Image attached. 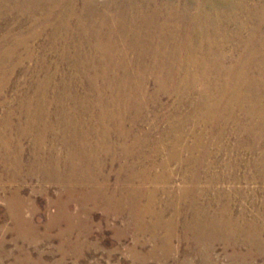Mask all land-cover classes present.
<instances>
[{
  "label": "rangeland",
  "instance_id": "374dc122",
  "mask_svg": "<svg viewBox=\"0 0 264 264\" xmlns=\"http://www.w3.org/2000/svg\"><path fill=\"white\" fill-rule=\"evenodd\" d=\"M77 10L80 15L81 2ZM1 11L0 145L15 138L12 156H16L20 142L24 167L21 176L14 178L8 172L13 166L0 162V264H264V168L260 172L257 168L264 145L251 150L255 142L261 144L260 131H253L255 138L246 132L253 124L240 106L232 104L230 114L225 110L231 95L223 100L219 95H211L216 80L200 77L202 69L195 70L199 78L191 85L185 82L186 70L177 67L174 77L179 89L176 91L163 71L160 78L151 73L152 63L150 72L147 70L144 76L134 50H128V57L119 56L118 50L96 52L87 47L79 51L93 55L91 66L88 60L84 67L89 66V77L101 75L96 82L98 87L104 88L112 79L124 78L127 73L131 79L127 80L126 90L131 103L123 100L116 104L125 112L126 136L119 139L120 121L105 124L115 130L111 133L114 145L110 154H105L106 150L98 153L103 162L95 170L99 177L97 186L102 187L106 182L107 189L115 191L125 174L133 173L130 169H134L135 173L143 174L133 180L134 188L141 190L138 198L141 208L148 206L152 214L145 213L136 219L131 210L108 207L109 203L100 199L97 203L88 186H85L89 190L88 196L85 195L88 198L78 193L77 198L68 201L67 211L60 214L53 201L63 190L61 185L45 181L40 173H29L34 161L36 132L17 139V132L24 131L27 121L21 106L25 100L37 96L34 87L42 84L48 75L52 84L47 88L46 101L48 111L54 115L58 104L55 95L60 90L56 89L57 84L71 80V90H77L80 97L91 96H88L89 87L65 58L66 53L71 57L77 52L65 50L73 42H64L61 36L53 35L54 18L42 23L38 21L44 18L42 10L33 16L24 11ZM74 19L73 30L77 23V18ZM108 51L111 59L104 62ZM230 62L224 61L221 66L234 68ZM122 63L127 73L121 69ZM205 83L211 93L205 92ZM118 92L119 83H115L105 102H111ZM69 94L63 96L70 99ZM90 98L86 103H93L96 96ZM68 104L72 109H80L76 100L70 99ZM215 114L220 117L215 118ZM56 116L52 120L57 122ZM90 141L95 143V136ZM61 143L50 137L42 150L64 155L67 149ZM2 149L0 146V159L4 154ZM127 150L134 157L128 156ZM194 158L198 162H192ZM90 174L86 179L91 178ZM185 188L196 189L210 214L218 212V205L231 206L226 213L240 215L235 217L238 220H235V233H246L244 236L257 233L259 238L196 240L191 233L186 234L183 222H188L189 217L177 208ZM14 192L18 194L12 204Z\"/></svg>",
  "mask_w": 264,
  "mask_h": 264
},
{
  "label": "bare ground",
  "instance_id": "6f19581e",
  "mask_svg": "<svg viewBox=\"0 0 264 264\" xmlns=\"http://www.w3.org/2000/svg\"><path fill=\"white\" fill-rule=\"evenodd\" d=\"M79 2L83 4L80 15L77 10ZM9 9L17 13L24 11L32 16L36 11L42 10L46 18L38 19L42 23L54 18L53 35L61 36L60 39L67 43L71 40L73 44L67 45L65 50L77 51L73 52L71 57L66 53L65 58L69 60L72 67L77 68L83 82L85 81L87 88L89 87L88 96H96L93 103H86L87 100H91V96H78L77 90H71L73 83L71 80H64L57 84L56 89L60 90L55 95L58 101L55 115L59 119L56 122L52 120L55 115L48 111L50 107L46 101L49 97L47 88L52 84V78L48 75L42 84L37 83L34 87L37 95L34 97L37 99L25 100L21 106V112L26 115L27 121L24 131L17 132V139L20 140L19 138L25 133L36 132L34 161L32 160L33 164L29 173L31 175L40 173L45 181L61 185L63 190L58 194V199L53 201L60 208V214L67 211L68 201L77 198L78 193L83 194L87 199L89 190L93 192L95 202L100 203V200H103L109 203L108 207L116 206L119 210H131V214L136 219H141L145 213L152 214L148 206L145 209L141 208L138 199L141 190L133 186V180L140 174L135 173L134 169H130L133 173H121H126V177L124 176V181H121L117 189L112 190L113 192L107 189L106 182L102 187L97 186L99 177L95 170L103 162L102 160L100 162L98 153L106 150L105 154L108 152L110 154L111 147L114 145L111 144V133L115 130L108 128L105 124H115L116 121H120L119 139L126 136L125 112L119 110L116 104H121L123 100L130 102L129 96H126L129 83L127 80L130 74L127 73L128 70L122 63L124 65L121 64L120 67L127 73L126 77L118 78V80L112 79L104 88L98 87L96 82L101 75L89 77V66L84 67V63L88 60L91 66L93 55L86 56L79 51L87 47L96 52L118 50V55L121 57L127 56L128 50H134L144 76L147 70L149 72L151 70V73L160 78L163 71L172 81L171 84L176 91L179 89L174 77L177 67L186 70L185 82L191 85L199 78L195 70L202 69L200 77H210V80L213 78L216 80L212 93L205 83V92L215 94V97L219 95L221 100L231 95L232 99L226 104L225 110L230 114L232 104L240 106L253 124L252 126L247 125L249 127L246 128V132L255 138L253 131H260L261 144L259 141L255 142L259 145H250L251 150H258L260 145H264V93L262 89L264 87V0L260 2L257 0H0V11ZM74 18H77V23L73 30L72 20ZM10 54L6 59L11 56ZM106 55L104 62L111 59L109 51ZM228 60L234 64V68L227 69L221 66L225 64L224 61ZM150 64L153 66L152 69ZM105 75L110 76L108 72ZM115 83H119L120 92L117 93L116 98L107 103L105 97L111 92ZM160 83L163 85L162 80ZM69 88L71 94L67 91ZM65 93L69 94L70 99L80 103L79 110L68 107L70 99L63 96ZM218 115L216 117L215 114V118L220 117ZM231 119L236 121V118ZM57 126L60 132L56 129ZM91 136H95V143L90 141ZM50 137L64 144L67 149L64 155L54 150L48 152L42 150L46 140ZM14 139L6 140L4 145H0L4 153L0 162L13 166L8 172L14 178H18L24 167L23 149L21 143L18 142V153L12 156ZM131 153L129 150L126 152L128 156L134 157ZM261 154L262 156L258 157L259 172L264 168V150ZM192 162H198V160L194 158ZM87 174H90L91 178L86 179L89 177ZM85 186L91 188L87 191ZM195 192L196 189L185 188L181 192L180 204L177 206L179 212L184 213V210L187 213L186 217H189L188 222H183L186 234L191 233L196 240L208 238L233 241L246 237L245 239L253 241L259 238L255 233L256 230L251 236H244L246 233H241L242 235L239 232L235 233L236 221H238L236 219L240 215L226 213L229 210L228 207H231L228 205H218L219 213L210 214L209 208L200 202L199 194ZM17 194L13 193L12 204L15 203Z\"/></svg>",
  "mask_w": 264,
  "mask_h": 264
}]
</instances>
